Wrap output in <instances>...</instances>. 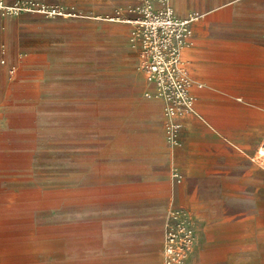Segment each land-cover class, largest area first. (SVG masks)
I'll return each mask as SVG.
<instances>
[{"label": "rangeland", "instance_id": "374dc122", "mask_svg": "<svg viewBox=\"0 0 264 264\" xmlns=\"http://www.w3.org/2000/svg\"><path fill=\"white\" fill-rule=\"evenodd\" d=\"M17 1L0 8V264H164L183 219L196 229L186 264H264V165L257 186L203 187L183 123L138 70L128 20L173 0ZM186 7L208 16L206 58L229 57L213 72L224 93L264 88V0ZM198 197L211 202L202 235Z\"/></svg>", "mask_w": 264, "mask_h": 264}, {"label": "crops", "instance_id": "0c3cea01", "mask_svg": "<svg viewBox=\"0 0 264 264\" xmlns=\"http://www.w3.org/2000/svg\"><path fill=\"white\" fill-rule=\"evenodd\" d=\"M177 1L184 3L183 11L176 8ZM173 4L174 11L180 17L199 13L187 8L186 0H173ZM208 21L205 14L204 18L193 23L192 36L195 35V39L193 41V37L191 38V46L184 53V60L194 79L190 77L193 80L192 91L197 97L194 112L178 117L183 123L182 131L186 142L191 146V170L198 179L207 182L203 187H210L212 180L230 181L232 186H241V182L245 181L247 185L257 186L262 181V169L255 162L257 151L255 145L251 144V139L260 140L264 137V88L250 86L241 90L233 89L230 94L224 93L228 90L223 89V82L213 79V72L223 69L227 63L226 57H229L224 59L218 55L214 61L206 58L204 51L210 32ZM141 75L143 76L142 73ZM144 81L146 82L145 78ZM199 83L203 85L202 88L198 87ZM232 84L237 86L234 81ZM146 85L149 90L147 82ZM237 92L243 95H236ZM254 92L260 94L253 95ZM241 172L246 174L241 175ZM210 209V200L203 197H198L191 206L192 212L200 221L198 232L201 235L208 231ZM263 217L262 212L261 219ZM207 256L212 261L215 252H207Z\"/></svg>", "mask_w": 264, "mask_h": 264}, {"label": "built area", "instance_id": "2783aa9c", "mask_svg": "<svg viewBox=\"0 0 264 264\" xmlns=\"http://www.w3.org/2000/svg\"><path fill=\"white\" fill-rule=\"evenodd\" d=\"M24 4L39 6L33 1L18 0L14 9ZM0 8H7L5 0H0ZM199 18L198 13L180 17L170 5L159 8L145 1L135 17L128 20L138 42V70L149 85L148 93L166 102L167 113L172 118L190 112L195 101L193 83L183 67L181 50L189 44L192 25ZM261 146L264 149V141ZM195 237L196 229L191 221H176L167 232L164 264H185Z\"/></svg>", "mask_w": 264, "mask_h": 264}, {"label": "bare ground", "instance_id": "6f19581e", "mask_svg": "<svg viewBox=\"0 0 264 264\" xmlns=\"http://www.w3.org/2000/svg\"><path fill=\"white\" fill-rule=\"evenodd\" d=\"M200 13H198V15H199ZM190 46H191V44H190V42H189V44L188 45H186L185 47H183V49L181 50V58H182V61H183V67L187 70V73L189 74V77H191L192 79H193V77L191 76V73H190V71H189V69H188V65H185V62H184V53L186 52V50L188 49V48H190ZM189 71V72H188ZM190 78V79H191ZM191 79V81H193ZM202 84H200L199 83V88H202ZM196 102H197V97L195 96V101H194V104H193V108H192V110L191 111H194L195 110V107H196ZM190 111V112H191ZM190 112H188V113H190ZM187 112H182V113H179L175 118H172V121L173 122H175V121H177L178 120V117L179 116H181V115H183V114H186ZM254 159L256 160V161H258V163H260L261 165L263 164L264 165V149H263V147L260 145L259 146V148H258V150H257V152H256V154H255V156H254Z\"/></svg>", "mask_w": 264, "mask_h": 264}]
</instances>
